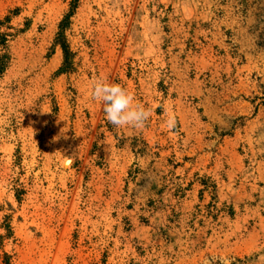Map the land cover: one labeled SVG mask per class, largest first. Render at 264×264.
<instances>
[{
	"label": "rangeland",
	"instance_id": "rangeland-1",
	"mask_svg": "<svg viewBox=\"0 0 264 264\" xmlns=\"http://www.w3.org/2000/svg\"><path fill=\"white\" fill-rule=\"evenodd\" d=\"M0 25V264H264V0H0Z\"/></svg>",
	"mask_w": 264,
	"mask_h": 264
},
{
	"label": "clouds",
	"instance_id": "clouds-1",
	"mask_svg": "<svg viewBox=\"0 0 264 264\" xmlns=\"http://www.w3.org/2000/svg\"><path fill=\"white\" fill-rule=\"evenodd\" d=\"M90 99L103 104L106 120L116 127L131 126L142 129L150 116L148 110L134 103V96L128 90L104 79L92 83ZM167 124L172 128L175 121L170 119Z\"/></svg>",
	"mask_w": 264,
	"mask_h": 264
},
{
	"label": "trees",
	"instance_id": "trees-1",
	"mask_svg": "<svg viewBox=\"0 0 264 264\" xmlns=\"http://www.w3.org/2000/svg\"><path fill=\"white\" fill-rule=\"evenodd\" d=\"M71 13L68 14L65 19L62 21L60 25V32L58 34V39L56 40L57 45H61L62 49L64 51V66H63V71L67 70V68L72 64V53L69 49V46L66 43V36L65 32L68 27V23L70 21ZM1 26V25H0ZM5 42V39L2 40V43ZM6 68V62H5V57H0V74H3Z\"/></svg>",
	"mask_w": 264,
	"mask_h": 264
},
{
	"label": "bare ground",
	"instance_id": "bare-ground-1",
	"mask_svg": "<svg viewBox=\"0 0 264 264\" xmlns=\"http://www.w3.org/2000/svg\"><path fill=\"white\" fill-rule=\"evenodd\" d=\"M70 165V162L65 163V167H68Z\"/></svg>",
	"mask_w": 264,
	"mask_h": 264
}]
</instances>
